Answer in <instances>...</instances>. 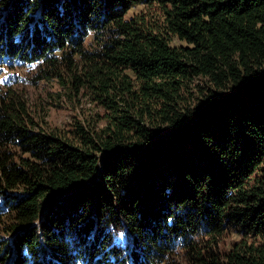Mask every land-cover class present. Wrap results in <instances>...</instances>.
Masks as SVG:
<instances>
[{
    "label": "trees",
    "instance_id": "16d2710c",
    "mask_svg": "<svg viewBox=\"0 0 264 264\" xmlns=\"http://www.w3.org/2000/svg\"><path fill=\"white\" fill-rule=\"evenodd\" d=\"M0 264H264V0H0Z\"/></svg>",
    "mask_w": 264,
    "mask_h": 264
},
{
    "label": "rangeland",
    "instance_id": "374dc122",
    "mask_svg": "<svg viewBox=\"0 0 264 264\" xmlns=\"http://www.w3.org/2000/svg\"><path fill=\"white\" fill-rule=\"evenodd\" d=\"M132 14L133 12L129 16ZM27 72V70L22 69L16 73L6 75L2 79H5L7 76H11L12 78L18 77L20 85L18 84L15 87L26 92L35 112L41 113L51 127L67 128L75 122L76 117H83L84 113L89 115L101 112V109L89 104L88 99H80L82 101L72 103L68 100L65 93L60 98V95V97L56 95L61 91L56 83H41L38 86L32 87L31 84H27L31 79H27Z\"/></svg>",
    "mask_w": 264,
    "mask_h": 264
}]
</instances>
